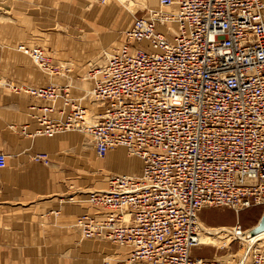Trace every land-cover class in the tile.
Masks as SVG:
<instances>
[{
  "label": "built area",
  "instance_id": "2783aa9c",
  "mask_svg": "<svg viewBox=\"0 0 264 264\" xmlns=\"http://www.w3.org/2000/svg\"><path fill=\"white\" fill-rule=\"evenodd\" d=\"M156 1L161 9L135 18L122 47L89 71L100 113L74 104L66 87L25 88L71 107L64 119L41 107L33 135L76 130L98 155L121 146L142 159L140 174L113 175L108 190L90 192L93 211L72 225L116 246L102 264H224L193 251L203 209L264 208V0ZM20 49L60 71L40 46ZM247 232L237 224L230 235ZM251 264H264L261 245Z\"/></svg>",
  "mask_w": 264,
  "mask_h": 264
},
{
  "label": "crops",
  "instance_id": "0c3cea01",
  "mask_svg": "<svg viewBox=\"0 0 264 264\" xmlns=\"http://www.w3.org/2000/svg\"><path fill=\"white\" fill-rule=\"evenodd\" d=\"M41 1L0 0V152L6 155V167L2 168L0 177V264H99L100 260L102 264L106 255L111 256L104 251V245L92 241L98 239L81 240L78 235H82L72 227L86 211L83 204L71 203L75 200L72 193L74 156L75 164L82 170L88 163L87 146L91 144L94 149L92 139L86 135L90 137L88 142V137L84 139V134L78 131L56 133L51 138L33 135L39 127L41 107L52 108L46 114L49 119H64L71 107L63 98L39 99L24 91L26 87H66L74 104L100 113L102 109L88 98L93 85L85 74V64L91 56L89 45L72 43L68 49H62L57 60L66 68L47 76L34 65L31 57L11 51L15 45L35 39L41 30L66 32L73 25L69 21L72 19H69L70 0H44V5H40ZM41 6L54 9L47 16L58 27L41 29ZM30 19L37 21L25 26V21ZM134 20L122 31L121 45L113 50L122 47L123 33ZM92 30L98 31L99 24ZM95 44L104 46L97 41ZM119 152L121 156L114 161L111 152L108 154V166L133 174L138 159L127 157L123 150ZM39 155H48L50 159L35 160ZM129 159L130 165L134 164L132 170L129 163L125 164ZM91 166L98 169L95 161ZM83 197L87 196L80 195Z\"/></svg>",
  "mask_w": 264,
  "mask_h": 264
},
{
  "label": "rangeland",
  "instance_id": "374dc122",
  "mask_svg": "<svg viewBox=\"0 0 264 264\" xmlns=\"http://www.w3.org/2000/svg\"><path fill=\"white\" fill-rule=\"evenodd\" d=\"M42 3L44 5V0L40 2V5H42ZM128 3V0H125L124 3H121L118 0H70V11H72V15L69 16V19H72L69 21L74 23L71 28L66 32L53 31L55 29L52 28H56L58 27V25H55L53 22V18L47 15H49L51 11H54V9H51L50 7L41 6L39 10V12L42 14V21L40 22L42 26L41 29L44 27H49L52 30H41V32L36 33L35 39H33L32 41L24 42V45L20 46L30 47V45H40L44 49L45 55L51 62V64L54 66L61 67L60 70H62L66 68V66H64V64L60 60H57V56L60 54L62 49H68V47L72 43H81L84 46L89 45L88 50L91 52H89L91 56H89L88 62L87 64H85V74L89 78L88 74L93 66L102 65L105 63L104 61H106L108 57L107 54H105V51L112 52L113 49L118 48L121 45L120 38L122 31L129 25V23L134 18L148 16L149 10L161 9L156 0H132V3ZM32 21L37 20H26L25 26L29 27ZM96 24H99L98 31L92 30V28H94ZM11 34L12 33L10 32L9 36ZM95 41H97V43L101 42L104 46L96 45ZM20 46L15 45L13 48L14 50L11 51H18L30 57L28 52L20 49ZM11 48L12 47H10V49ZM33 63L41 71V73H43V75L47 76L54 74L53 71L49 69H43L39 65H36L34 61ZM92 82L93 85L89 89V91H91L94 87V80H92ZM12 91H14V89H12ZM66 132L77 133L73 130H69ZM54 136H56V134L50 137L48 136V138ZM82 136L84 139L88 137L86 136V134ZM87 140L89 142L90 137H88ZM87 147V152L89 154L88 163L86 166H83L82 170H79L78 166L75 164L76 156H74L72 193L75 197V200H73L71 203L83 204L86 207V211L91 212L92 209L90 203L88 202V194L90 192H93L95 189H109V178L111 176H124V174H126V172L119 170V168L117 167L110 168L108 166V154L114 150H123L127 157L133 158L135 160L138 159V166L136 165L137 168L136 171L133 172V175H138L141 172L142 160L139 156L130 154L128 150L124 147H118L116 149H113L103 156L98 155L96 151L91 147V144ZM45 159L48 160L50 158L48 155H45ZM92 161H95L97 163L98 169L91 166ZM1 172L2 168H0V177ZM104 173H106V177L104 175V177L102 176V174ZM80 195H84L87 197H83V199H81ZM263 213L264 208L262 206H255L243 210L239 213L227 208L203 209L200 212V222L202 227L210 228L212 229L210 232L214 233H218V231H220L218 235H223V239H219L217 245H214L215 247L212 245H208L207 247L200 246L196 248L193 251V255L195 257H202L206 259H217L219 261H223L224 264H251L252 249L255 247V245H261L262 247H264V235L259 236L253 239L252 241L250 240V242H248L247 240L244 241L243 239H236L230 234L232 231V227L239 224L244 230L248 231L247 234L248 236H250V231L259 224ZM224 227L228 229H223L222 231V228ZM262 232L263 231H259L255 235H258ZM78 236L81 240H86L85 238H82V236ZM92 241L101 242V246L104 245V251H106L108 255H113V253L116 252V247L108 241ZM100 263L101 260L99 261V264Z\"/></svg>",
  "mask_w": 264,
  "mask_h": 264
},
{
  "label": "bare ground",
  "instance_id": "6f19581e",
  "mask_svg": "<svg viewBox=\"0 0 264 264\" xmlns=\"http://www.w3.org/2000/svg\"><path fill=\"white\" fill-rule=\"evenodd\" d=\"M104 1V0H103ZM118 1H120L121 3H124L125 2V0H118ZM129 1V3L128 4H130V3H132V0H128ZM126 4V3H125ZM141 4V3H140ZM42 48V47H41ZM105 54H110V52H106ZM105 62V61H104ZM74 131H76V130H74ZM64 132H66V131H64ZM58 133H62V132H58ZM54 134H56V133H54ZM54 134H52V135H54ZM121 147V146H120ZM118 148V147H117ZM125 148V147H124ZM116 149V148H115ZM126 149V148H125ZM120 150H114V151H112L111 152V154H110V157L112 158V161H114L115 159H117V157H119V156H121L120 155V152H119ZM142 160V159H141ZM127 163H129L128 165H129V167H130V170H132V167H134V164L133 165H130V164H132V162H130V159L129 160H125V164H127ZM142 172V171H141ZM140 172V173H141ZM139 173V174H140ZM105 176L106 177V173H104V174H102V176ZM103 176V177H104ZM124 176H128V177H131V176H134L131 172H129V173H126V175H124ZM102 179V178H101ZM104 190H108V189H104ZM94 191H101V190H98V189H95ZM93 209V208H92ZM203 229L205 230L203 233H202V237H201V246H203V247H207L208 245H212V246H214V245H217V242H218V240L219 239H223V235L221 236V235H218L219 234V232L220 231H218V233L217 232H210L212 229H210V228H204L203 227ZM220 229V228H219ZM223 229L225 230L226 228L224 227V228H222V231H223ZM228 229V228H227ZM226 229V230H227ZM215 231V230H214ZM248 233V232H247ZM227 234V233H226ZM262 235H264V231L262 232V233H260V234H258V235H253V236H248L247 238H242L244 241H250V240H252V239H255V238H257V237H259V236H262ZM221 237V238H220ZM229 237V236H228ZM250 237V239H248ZM260 243V242H259ZM262 243V242H261ZM113 244V243H112ZM114 245V244H113ZM115 246V245H114ZM116 247V246H115ZM215 247V246H214ZM116 251V250H115ZM117 252V251H116ZM116 252L114 253V254H116ZM107 257H114V256H107ZM105 259V258H104Z\"/></svg>",
  "mask_w": 264,
  "mask_h": 264
},
{
  "label": "water",
  "instance_id": "95a60500",
  "mask_svg": "<svg viewBox=\"0 0 264 264\" xmlns=\"http://www.w3.org/2000/svg\"><path fill=\"white\" fill-rule=\"evenodd\" d=\"M259 231H264V213L259 224L250 231V235H255Z\"/></svg>",
  "mask_w": 264,
  "mask_h": 264
}]
</instances>
